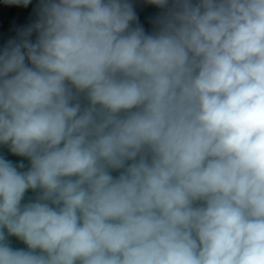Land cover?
Listing matches in <instances>:
<instances>
[{"label": "clouds", "instance_id": "1", "mask_svg": "<svg viewBox=\"0 0 264 264\" xmlns=\"http://www.w3.org/2000/svg\"><path fill=\"white\" fill-rule=\"evenodd\" d=\"M147 2L40 0L0 50V264H264V0Z\"/></svg>", "mask_w": 264, "mask_h": 264}, {"label": "water", "instance_id": "2", "mask_svg": "<svg viewBox=\"0 0 264 264\" xmlns=\"http://www.w3.org/2000/svg\"><path fill=\"white\" fill-rule=\"evenodd\" d=\"M137 16L133 27L139 25L143 27L146 33H151L156 28V20L163 15L164 10L149 4L147 0H129ZM40 0H31V3L24 7L22 5H8L4 0H0V50H2L10 40H19L20 33L36 22L38 18ZM36 35L33 33L31 40L35 41ZM0 155L18 164L23 161L25 169L29 162L26 158L11 154L7 146L0 145ZM118 175V173H113ZM37 192L29 190L26 192L22 203L35 199ZM11 244L14 248H24L25 245L17 240L16 237H10Z\"/></svg>", "mask_w": 264, "mask_h": 264}]
</instances>
